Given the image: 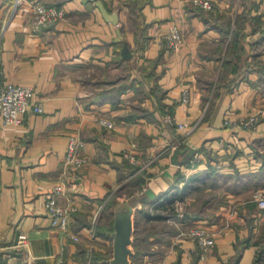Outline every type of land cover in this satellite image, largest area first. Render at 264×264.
<instances>
[{"label":"crops","instance_id":"obj_1","mask_svg":"<svg viewBox=\"0 0 264 264\" xmlns=\"http://www.w3.org/2000/svg\"><path fill=\"white\" fill-rule=\"evenodd\" d=\"M13 1L0 0V84L34 87L43 110L8 123L0 113V264H107L111 218L98 228L102 206L115 193V202L146 194L156 177L168 187L134 210L130 264H263L264 208L254 194L264 193V115L254 124L241 120L264 107V83L239 63L263 56L264 0H212L214 9L191 0H101L116 22L93 0H43L64 16L37 30ZM228 20L245 50L228 59L230 67ZM173 23L183 36L177 50L162 41ZM72 134L83 140L87 161L80 179L62 182ZM180 140L177 148L194 152L175 164L166 147ZM138 174L139 186L122 192ZM59 183L58 202L71 209L67 228L52 224L45 208ZM189 210L219 233L205 256L180 234Z\"/></svg>","mask_w":264,"mask_h":264},{"label":"built area","instance_id":"obj_2","mask_svg":"<svg viewBox=\"0 0 264 264\" xmlns=\"http://www.w3.org/2000/svg\"><path fill=\"white\" fill-rule=\"evenodd\" d=\"M191 2L206 9L215 8L212 0H191ZM19 7L24 8L34 15L32 26H34L33 28L35 30L64 16V10L61 6L48 5L42 0H14L13 8L18 9ZM162 41L167 47L177 50L182 44V34L179 25L175 23L171 24L168 30L162 34ZM183 96L184 99L188 98L187 89L183 91ZM42 110L40 101L34 97V87L10 82L0 84V113L2 114L3 122H18L20 120V113H27L30 111L41 112ZM263 115L264 107H261L257 112L241 120V123H243V125L254 124ZM98 123L106 127L114 126L113 120L107 117H100ZM184 124L185 123H179V126H184ZM183 140L171 143L166 149L172 150L177 148V146L183 143ZM83 147L84 142L82 139L75 134L70 135L60 178L62 182H65L68 177L72 178L74 181L81 178V167L87 161L86 156L81 152ZM125 155L129 157L132 162H139L130 152H125ZM153 160L154 158L151 156L149 159L142 161L140 165L144 167ZM63 192L62 185L60 183L55 184L45 200V208L52 218V224L67 228L70 222L71 209L58 202V196L62 195ZM254 199L260 208H264V193L262 191L255 192ZM154 206L153 204L150 208L154 210ZM184 214L185 212L183 211L179 213L180 216H184ZM186 215L187 219H190V225L187 229L181 231L180 234L189 237L200 250L201 256H205L207 250L215 243L219 233L216 229L209 228L206 220L200 215L190 212H187ZM96 217L97 213L93 216V222L96 221ZM93 231L94 230H91V232ZM73 238L77 239V235H73ZM26 242L27 238L25 235H21L17 244L24 246Z\"/></svg>","mask_w":264,"mask_h":264},{"label":"water","instance_id":"obj_3","mask_svg":"<svg viewBox=\"0 0 264 264\" xmlns=\"http://www.w3.org/2000/svg\"><path fill=\"white\" fill-rule=\"evenodd\" d=\"M100 8L103 15L114 22L117 21L116 13H109L105 8L101 0H93ZM122 56L129 58L131 53L126 45H123L121 49ZM187 151V147L184 150L175 148L172 152L173 163L182 164L185 163L189 157L193 154L194 150L190 149L187 151L183 159L178 160L177 154L184 153ZM157 182L160 185H157ZM168 183L165 182L162 177H156L148 183V187L145 189V193L150 197L154 198L156 194L166 190ZM136 197L129 198L127 200L119 201L114 207V218H113V231L112 237V256L106 260L107 264H130V255L132 254L131 244L133 242V213L135 210Z\"/></svg>","mask_w":264,"mask_h":264},{"label":"trees","instance_id":"obj_4","mask_svg":"<svg viewBox=\"0 0 264 264\" xmlns=\"http://www.w3.org/2000/svg\"><path fill=\"white\" fill-rule=\"evenodd\" d=\"M236 24H237V22H235V25ZM230 25L231 24H230L229 20L225 22V26L226 27H225V30H224V34L228 35L230 33V43H231V45L228 47L227 52H226V60L224 62V66H226V67L232 66V65L228 64V59L231 58L232 60H239L240 58H243L245 56L244 48L241 47V46H236V41L237 40H242L244 35L242 33H240L238 30H236V28H233L230 31ZM239 66H241L240 70H242L244 68H246V69L247 68L256 69L258 71L261 79L263 78V81H264V61L261 64H259V65H257L256 62L255 63H250V64L248 62H242V63H239ZM141 175L142 174H138L137 176L133 177L132 179H129L128 182L125 183V187H126L125 189L126 190L130 189V192H131L132 189L136 185L139 186V183L143 180ZM115 195H116V193H115ZM115 195L113 194L111 196V198L109 199V201L105 204L108 207L113 206V210H114V207H115V205L117 203V202H114V199H113V197H115ZM134 197H136V199L134 201L135 210H138L137 206L138 205L142 206L143 204H145L146 199H148L146 194H144V193H140V195H135ZM129 198H133V197H129ZM156 216H160V214L156 215ZM112 217L114 218V211H113V216ZM113 218H111V221H110V229H111V231H113Z\"/></svg>","mask_w":264,"mask_h":264},{"label":"rangeland","instance_id":"obj_5","mask_svg":"<svg viewBox=\"0 0 264 264\" xmlns=\"http://www.w3.org/2000/svg\"><path fill=\"white\" fill-rule=\"evenodd\" d=\"M43 1V0H42ZM44 2V1H43ZM45 3V2H44ZM214 3V2H213ZM45 4H47V3H45ZM49 5V4H48ZM196 5V4H195ZM215 5V4H214ZM58 6V5H57ZM216 8V7H215ZM206 9V8H205ZM214 9V8H213ZM31 13V12H30ZM31 24H32V20H34V15L31 13ZM59 20V18L58 19H56L55 21H53L52 23H49L48 25H51V24H53V23H55L56 21H58ZM34 27V26H33ZM180 27V26H179ZM34 29V28H33ZM180 29H181V27H180ZM182 34V33H181ZM182 41H183V36H182ZM232 47V46H231ZM173 50V49H172ZM261 50V49H260ZM263 53V56H262V58L260 59V60H258L256 63H257V65H259V64H261L263 61H264V52H262ZM262 80V82L264 83V81H263V78L261 79ZM244 119H246V118H244ZM243 119V120H244ZM152 156V155H151ZM151 156H149V157H147L146 159H149ZM148 165H150V164H148ZM128 189V188H127ZM122 192H124V193H129L130 192V189L129 190H124V191H122ZM113 199H115L114 197H113ZM115 202V201H114ZM108 206L106 205V207H104V206H102V210H101V212H100V220H99V222H98V228L99 227H105L106 226V224H105V221L107 220V219H110V218H112V214H111V208L109 207V208H107ZM188 212V211H187ZM189 212H193L194 214H199L198 213V211H190L189 210ZM102 222V223H101ZM166 230H170V227H166L165 228ZM92 254V253H91ZM90 254V255H91ZM89 255V256H90ZM88 256V257H89ZM92 256V255H91Z\"/></svg>","mask_w":264,"mask_h":264}]
</instances>
